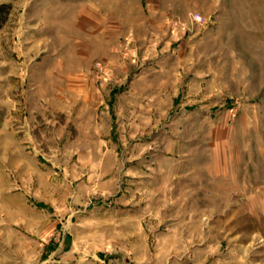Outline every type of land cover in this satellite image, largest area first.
Here are the masks:
<instances>
[{"label": "rangeland", "instance_id": "rangeland-1", "mask_svg": "<svg viewBox=\"0 0 264 264\" xmlns=\"http://www.w3.org/2000/svg\"><path fill=\"white\" fill-rule=\"evenodd\" d=\"M0 264H264V0H0Z\"/></svg>", "mask_w": 264, "mask_h": 264}]
</instances>
